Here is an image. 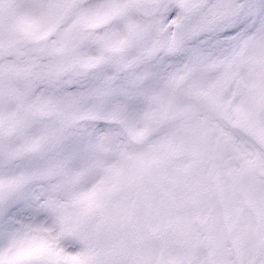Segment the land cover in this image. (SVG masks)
<instances>
[{
  "label": "snow or ice",
  "instance_id": "obj_1",
  "mask_svg": "<svg viewBox=\"0 0 264 264\" xmlns=\"http://www.w3.org/2000/svg\"><path fill=\"white\" fill-rule=\"evenodd\" d=\"M0 264H264V0H0Z\"/></svg>",
  "mask_w": 264,
  "mask_h": 264
}]
</instances>
